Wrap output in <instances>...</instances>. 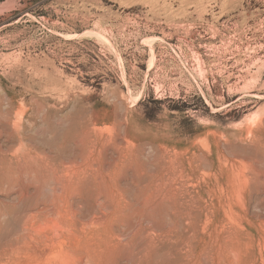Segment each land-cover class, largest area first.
<instances>
[{"label":"rangeland","instance_id":"rangeland-1","mask_svg":"<svg viewBox=\"0 0 264 264\" xmlns=\"http://www.w3.org/2000/svg\"><path fill=\"white\" fill-rule=\"evenodd\" d=\"M0 264H264V0H0Z\"/></svg>","mask_w":264,"mask_h":264}]
</instances>
